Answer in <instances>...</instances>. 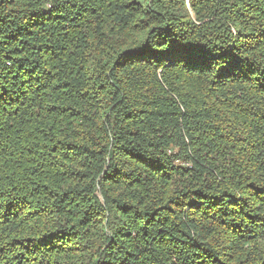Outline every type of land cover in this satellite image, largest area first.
<instances>
[{
	"label": "trees",
	"instance_id": "16d2710c",
	"mask_svg": "<svg viewBox=\"0 0 264 264\" xmlns=\"http://www.w3.org/2000/svg\"><path fill=\"white\" fill-rule=\"evenodd\" d=\"M0 264H264V0H0Z\"/></svg>",
	"mask_w": 264,
	"mask_h": 264
}]
</instances>
